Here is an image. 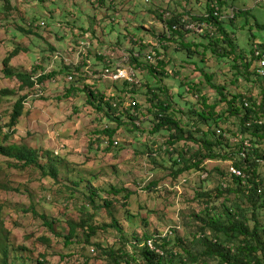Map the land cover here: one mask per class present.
<instances>
[{
    "label": "rangeland",
    "instance_id": "374dc122",
    "mask_svg": "<svg viewBox=\"0 0 264 264\" xmlns=\"http://www.w3.org/2000/svg\"><path fill=\"white\" fill-rule=\"evenodd\" d=\"M226 1L223 21L236 15L228 26L237 40L236 53L232 54L226 44L221 46L225 52L199 47L194 50L200 54L193 55L199 66H193L178 54L180 47L175 42H165L163 37L169 19L186 14L187 26L195 25L186 41L208 46L206 36L217 35V30L190 19L205 14L209 0H0V90L17 93L0 104V144L29 146L38 151L43 166L55 160L59 169L56 182L43 178L39 169L21 168L16 160L0 154V250L9 247V264H114L111 249L118 252L134 237L174 231L193 255L203 251L200 236L194 237L199 232L195 216L205 210V201L198 195L214 193L221 184V173L227 174L231 163L211 162L201 171L178 176V157L167 148L173 147L175 155L185 150L190 159L198 147L191 142L177 143L173 139L177 134L166 128L156 133L151 107L158 104L155 94L167 99L183 129L193 131L192 124L197 121L186 105L193 113L201 112L204 98L210 106L218 105L219 116L227 112L213 87L225 86L229 93L253 100L257 109L264 102V82L255 77L254 69L246 71L239 58L242 54L251 58L254 45L264 46V30L260 29L264 27V4L259 0ZM136 50L143 55L157 52L153 64L142 58L140 66L169 63L162 84H157L145 66H132ZM16 51L19 54L11 63L16 73L38 72L35 80L42 75L55 76L33 89H22L18 78L5 73V61ZM107 66L133 68L139 84L128 87L123 81L103 78ZM206 76L212 78L211 83ZM88 91L104 99L90 104ZM194 95L200 97L198 103L192 100ZM25 96L24 116L12 128L15 105ZM134 98L139 111L132 112L135 117L131 120L126 112L134 109ZM108 101L117 103L113 106L116 110L105 106ZM257 112L264 125V113ZM228 128L232 132L227 134L228 140L234 145L237 135L242 134L239 120L229 121L224 129ZM105 129L114 130L115 135L109 139ZM257 142L262 157L264 140ZM258 171L264 179V160ZM91 188L100 192L102 200L114 201L113 190L133 194L126 209L121 202L127 194L119 195V204L112 208L126 243L116 230L102 229L111 223V217L102 200L97 201L98 210H93L87 197ZM227 198L229 204L221 199L213 206L232 207L237 202L233 196ZM32 209L49 218L53 229L35 217ZM82 220L98 229L96 235L87 244L84 231L79 229L72 244L66 245L69 223ZM129 248L128 252L134 251ZM2 258L0 252V264Z\"/></svg>",
    "mask_w": 264,
    "mask_h": 264
},
{
    "label": "trees",
    "instance_id": "16d2710c",
    "mask_svg": "<svg viewBox=\"0 0 264 264\" xmlns=\"http://www.w3.org/2000/svg\"><path fill=\"white\" fill-rule=\"evenodd\" d=\"M145 2L147 3V0H145ZM209 2L210 3L206 5L205 14L198 19L195 17H191L190 19L192 21L205 23L207 26L214 27L217 30V35L211 36L208 34L206 36V39L209 41L208 46L196 44L194 41V43H189L187 42L188 40L186 41L185 37L192 33L187 29L186 14L170 18L167 22L168 28L163 37L165 42H175L178 47H180L178 54L183 55L181 57L184 59L185 63H190L193 66H199V59L193 56L194 54H200L194 50L199 47H204L205 50L212 48L213 52L216 53L221 46H225L226 44L232 54L237 51V40L228 29V26L230 24L232 25L236 18L235 13L232 19L223 21V10L228 9L227 1L209 0ZM216 13H218V15H216ZM260 29L264 30V27H260ZM130 33L129 31L128 35H130ZM173 38L175 41H173ZM137 45L138 44H135V46ZM221 51L225 52L226 49L223 47ZM257 51L264 52V46L254 45L251 58L242 53L243 56L239 58L246 71L250 72V70L254 69L253 74L255 77L264 82V78L258 75L259 58L256 57ZM18 54L19 51H16L6 59L5 73L9 78H18L23 84L22 89H33L38 84L45 83L48 79L55 76V73H52L51 75H42L38 80H35V75L38 72H35L34 75L16 73L11 63ZM158 54L160 53L158 52ZM202 55V58H204L205 55ZM155 56L157 57L156 51L143 55L141 51L136 50L132 52L131 62L133 63L132 66H145L149 73L153 75V79L160 85L164 82L163 78L168 75L166 68L169 63L160 61L155 67L149 65L140 66L142 58L145 59L146 63L153 64V60L156 58ZM227 56L228 55L224 53L223 58L228 60L229 58ZM249 59L250 61H247ZM202 62L205 63V61H200V63ZM106 68L113 69L111 66H107ZM106 68H104V70ZM199 68L202 72L201 67ZM206 77L208 83H211L212 78L209 76ZM123 83L128 87H135V85L139 84H130L124 81ZM213 89L222 97L221 104L227 106V112L219 116L218 113H216L218 105L215 104L210 106L208 100L204 98L202 99L203 110L201 112L197 110L196 113H193L191 107L186 105L188 112L195 118L194 121H197L192 124L195 135L192 130L185 131L183 129V125L176 118L178 113L173 111V106L167 99L157 98V94H155L154 100L157 99L158 104L152 103L151 107V112L157 123L155 127L156 133L166 128L170 132L177 134L176 137L173 136V139L177 143L191 142L198 147V151L195 152L190 159H188V154L185 150H182V152L177 151L175 155L176 151L173 147L167 148L166 151H169L174 158L178 157V160L175 162L176 167L180 168L178 176L186 175L190 171H199L200 168L206 167V165L211 162L231 163L232 169H236L242 173L243 177L238 178L232 175L231 170L228 169L227 174L221 173V184L214 193L198 195L199 200L205 201V210L199 216H195V223L199 228V232L198 234H194V237L197 239V235L200 236L198 241H201L204 247L203 251L199 255H193L188 249L185 240L178 236L177 231L166 234L168 235L167 237L163 234L134 237L132 241L126 243V239L123 235V228L112 211V208L119 204V195L127 194L121 202V204L124 203L123 207L126 209L128 207L127 203L133 194L130 192L123 193V191L119 192L113 190L117 198L114 201H109L102 200L100 192L91 188L88 190L90 196L87 197L88 200H90L93 210H98L96 206L97 201L102 200L103 209H105L111 217V223L103 225L102 229L116 230L120 234L123 243H126L118 252H115V249L110 250V256L114 264H176L177 261L179 262L178 264H264V179H262L258 171L261 161L264 160V156L261 157L260 151L257 148V141L261 139L264 140V125L261 123V116L257 112L260 110L261 113H264V102L259 106V109H257L253 100L247 99L240 94L234 95L229 93L225 86L213 87ZM163 90L164 89L161 88L157 89V91L160 92ZM131 91L132 93L135 92L134 89ZM189 91L192 93L198 92L194 89H190ZM149 92L153 94L154 91L150 88ZM15 94H17L16 91L6 89L0 90V104L3 102V98ZM194 96V98L191 97L192 100L198 103L200 97L198 95ZM88 98L90 104H94L93 101L104 99L94 91H88ZM27 99V96L22 97L15 105L10 123L12 128L17 127L21 118L24 116ZM195 101L193 105H195ZM104 104L110 111L116 110L113 106L116 107L117 103L112 105L108 101ZM132 106L134 109H128L126 113L131 117V120H134V113L136 111L138 113L139 111V103L135 98L133 99ZM99 108L101 109V107ZM233 119L239 120L242 128V134L237 135L236 139L239 140L234 145H232V142L228 140L227 137V134L231 135L232 133L230 128L224 129V127L228 126L229 121ZM116 120H119V118H116ZM104 134L110 139L115 135V131L112 129H105ZM109 143L112 144V141H109ZM0 154L9 159L16 160L21 168L26 169L35 167L42 172L43 178L49 177L56 182L59 181V169L55 160H49V165L47 167L43 166L39 162L40 157L38 151L29 146L18 144L5 146L0 144ZM217 172H219V170ZM75 186L78 187L79 185L76 184ZM227 196H233L237 199V202L234 203L232 207L223 206V208H216L213 206L221 199L229 204ZM32 212L35 217L44 220L45 225L49 229H53L54 223L50 221L49 218L46 216H39L35 209H32ZM69 227V234L65 236V244L68 246L76 239L79 229L84 231L87 244L91 242V239L98 231L96 227L89 225L88 221L85 220H82L81 223L70 222ZM150 240L156 241L157 251H153L149 247ZM131 246L134 251L130 253L128 252V248ZM0 252L3 256V264H9V247L5 245ZM184 254H187L188 258H186Z\"/></svg>",
    "mask_w": 264,
    "mask_h": 264
},
{
    "label": "built area",
    "instance_id": "2783aa9c",
    "mask_svg": "<svg viewBox=\"0 0 264 264\" xmlns=\"http://www.w3.org/2000/svg\"><path fill=\"white\" fill-rule=\"evenodd\" d=\"M260 2L262 4H264V0H260ZM216 15H218V13H216ZM194 28H195L194 24L187 26V29H189V30H194ZM256 57L259 58L258 75H259V77L264 78V52H258L257 51ZM102 77L105 79H108V80H112L114 82L124 81V82H128L130 84H138L139 83L137 73L133 68H126V67H117L116 69L106 68L102 73ZM116 145H117V143H116ZM231 174L238 177V178L243 177L241 172H239L236 169H232V168H231ZM167 236L168 235H165V237H167ZM149 247L153 251L158 250L155 240L149 241ZM162 254H164V253H162Z\"/></svg>",
    "mask_w": 264,
    "mask_h": 264
}]
</instances>
